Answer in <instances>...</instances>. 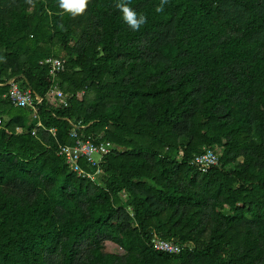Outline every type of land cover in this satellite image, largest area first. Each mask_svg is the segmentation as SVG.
<instances>
[{"label": "trees", "instance_id": "trees-1", "mask_svg": "<svg viewBox=\"0 0 264 264\" xmlns=\"http://www.w3.org/2000/svg\"><path fill=\"white\" fill-rule=\"evenodd\" d=\"M74 129L115 144L94 179ZM0 264H264V0H0Z\"/></svg>", "mask_w": 264, "mask_h": 264}, {"label": "built area", "instance_id": "built-area-1", "mask_svg": "<svg viewBox=\"0 0 264 264\" xmlns=\"http://www.w3.org/2000/svg\"><path fill=\"white\" fill-rule=\"evenodd\" d=\"M50 68V73L56 74L65 70V60L61 57H48L43 61ZM51 92L61 101L64 100V92L54 85ZM16 106H35V96L31 88H22L17 82L12 81L9 84L7 93L5 94ZM71 136L76 138L74 144H60L58 153L62 155L67 164L73 171L80 176L96 178L101 171L100 162L114 148L115 144L110 141H94L91 138H81L78 132L74 129L71 131ZM86 161L90 166L96 168L95 171L85 169L81 162ZM192 163L197 165L202 171H208L213 165L218 163V155L213 148H207L204 152L198 154L193 159ZM155 249L167 252H180L182 247L180 244L173 241L160 238L155 235L153 238Z\"/></svg>", "mask_w": 264, "mask_h": 264}, {"label": "clouds", "instance_id": "clouds-1", "mask_svg": "<svg viewBox=\"0 0 264 264\" xmlns=\"http://www.w3.org/2000/svg\"><path fill=\"white\" fill-rule=\"evenodd\" d=\"M87 3L88 0H62V6L74 12H83ZM118 6L122 9L124 20L128 22L132 29L139 30L140 25L146 23L147 18L141 15L140 19L137 20L136 13L127 4L122 3ZM156 11L161 12L162 8L157 6Z\"/></svg>", "mask_w": 264, "mask_h": 264}, {"label": "rangeland", "instance_id": "rangeland-1", "mask_svg": "<svg viewBox=\"0 0 264 264\" xmlns=\"http://www.w3.org/2000/svg\"><path fill=\"white\" fill-rule=\"evenodd\" d=\"M55 99V96L51 95V100L54 101ZM101 251L104 254H110L119 252L120 250L115 243L107 241L102 244Z\"/></svg>", "mask_w": 264, "mask_h": 264}, {"label": "water", "instance_id": "water-1", "mask_svg": "<svg viewBox=\"0 0 264 264\" xmlns=\"http://www.w3.org/2000/svg\"><path fill=\"white\" fill-rule=\"evenodd\" d=\"M19 77H24V78H25V75H24V74L15 75V76H13L12 78H10L8 81H6L5 83H1V85H3V86H7V85H9L12 81L17 80ZM37 98H38L39 101L42 100V97H41V96H37Z\"/></svg>", "mask_w": 264, "mask_h": 264}]
</instances>
